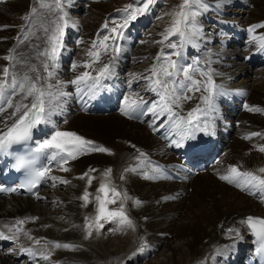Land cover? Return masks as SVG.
<instances>
[{
	"label": "bare ground",
	"instance_id": "bare-ground-1",
	"mask_svg": "<svg viewBox=\"0 0 264 264\" xmlns=\"http://www.w3.org/2000/svg\"><path fill=\"white\" fill-rule=\"evenodd\" d=\"M168 1L166 6V4L163 5L161 0L152 14L139 18L132 24L138 25L127 30V40L122 42L125 51L120 54L116 61L113 76V78L118 79L123 77L122 84H124V88L117 90L111 80H106L107 87L95 96L97 98L99 95L110 94L116 101L98 99L94 105L87 104L86 107L91 109V114V112L82 110V105L76 106L73 96L66 105V113L54 117L62 130L75 131L97 144L108 147L110 150L112 148L115 154L111 155L112 157L108 156V153L82 155L76 161L69 162L67 166L69 171L66 173L61 171L60 168L57 169V167L51 175L67 179L70 183H57L53 187V182L50 180V186L40 190L36 198L29 195H0V226L4 223L14 222L15 218L37 217L38 219L35 221L27 220L23 227L33 237L43 238L40 245H35L33 241L28 240L23 235L19 237L15 244H2V247L5 248H0V264H97L96 261L98 262L99 259L100 263L106 264L107 260L111 261L110 258L114 252L109 250L106 247L107 244L101 241L100 238L124 230L112 231L115 226H109L105 223V230L102 229L105 232L100 231V233L94 234L88 239L84 238V232L82 231L85 223L84 218L86 216L94 218L95 196L102 195L97 192V188L99 183L105 180L103 173L108 167L99 164L113 165L112 184L122 193L125 192V189L128 190L127 193H131L134 199H139L142 202L139 206H133L131 201L126 202L128 214L134 221L136 228L134 231L129 230V237L120 241L122 245L115 250L116 253L125 249H128L125 252L127 255L135 252L138 248V240L144 236L149 241V248L146 251H150L154 247L152 243L156 245L164 242L169 246V250L172 251L171 256L168 262L163 264H198L199 261H195L203 256L206 250H208L209 256L207 262L210 261L212 256L210 263L206 264H233V261L240 264L241 261H245L244 257L246 253H250L249 249H252V246L248 238V228L241 221L247 216L257 213L264 216V202L257 196L249 195L239 188H234L226 181L219 179V175L223 174L225 168L230 164H240L247 169H257L264 166V153H261L255 147V145L264 143V138L252 137L248 141H244V136L250 132L264 133V112L248 111L246 108L244 110L245 104L250 107L264 108V67L262 73H254V75L261 74L259 75L261 81L256 85L250 83V76L246 75L249 63L259 66L260 58H257L259 50H257V45L254 42H250V34L247 29L250 25L264 24V0H248L247 3L250 6L244 0H207L210 7L207 12L199 17L200 25L204 18L209 21L212 17H217L225 22L223 26L229 28V30L226 31V29L216 25L215 28L219 33L204 35V39L199 42V47L189 45L184 49L183 62L185 63H193L196 58L201 59L200 56L205 54L200 60L202 63L210 55L212 61L210 67L214 70L213 79L215 84L228 91V95L221 96L220 101L217 100L219 96L215 99L218 115L214 120L212 134L199 131L195 133L197 139L201 137H206L208 141L211 138L216 139L217 142L211 143L210 147L213 148V151L218 149L219 152L216 155L219 158L218 163L215 165V163L210 162L212 154L201 157V152L198 149L189 150L185 141H191L190 139L184 140L179 146V150H183L185 147L187 153L198 154L195 157L198 165H206L204 169H199L196 175H184L182 170L184 166H189V162L192 163L191 159L180 161L177 158V152H170L171 148L178 146L171 143L177 137L175 134L168 135V126L160 127L158 125L156 133V130L154 131V128L150 126V124L153 125V118L150 114L143 116L136 122L128 120L119 113L120 101L130 91L129 81L132 79V74L144 73V70L148 68L145 60L140 65L134 66V64L146 57L152 58L149 63L147 61L149 65L152 63L160 47L153 41L160 39L159 33L163 30L167 21L164 22V25L161 23L162 26L156 25L158 24L156 23L155 25L152 24L150 29L146 27V32L142 31L140 25H149L152 17L160 16L163 12L169 10L170 5L178 3V0ZM127 2L129 0H70L69 3L65 4L66 11L69 10L72 4L79 5L74 8L84 10L86 18L84 17L83 20L75 15L74 21L71 20L73 26L68 27L66 30L65 48L59 61V68L56 70L55 79L67 81L73 78L72 62L83 58V51L87 47V42L95 37L101 26L100 23H103L106 17L114 16V10L122 7ZM237 2L240 3L237 5L241 8L237 10L236 14L229 7ZM86 3L90 6L88 9L85 8ZM217 5L219 6L217 7ZM33 6H37L35 0H0V68L9 63L3 57L8 55V50L18 43L16 38L21 29L15 34L14 26L18 24L20 17L26 16ZM158 7L162 10L157 9ZM216 8H221L224 13L216 12ZM24 24L25 22L22 25ZM4 25L8 27H3ZM80 25L83 27L82 36ZM33 26L34 29L38 27V21H33ZM262 33H264V27L256 28L252 35ZM129 34H136L138 38ZM203 34L206 33L203 32ZM141 38L146 43L140 44ZM77 40H82L85 43L77 47L78 55L74 57ZM215 40L224 45L227 42L233 44L232 47H228L232 49L226 48L227 50H224L217 45L209 46ZM32 43H39V41L33 38ZM131 44L134 45V49L136 47L135 52L130 50ZM235 45L242 48V53ZM209 49L211 54H209ZM17 51L32 52L31 49H26L24 45H20ZM236 52L239 56H242L243 61L247 64L240 62V65H236V68L229 69L228 74H222L221 76L218 68L226 71L227 69L221 67L223 61L230 63L228 57H234L237 55ZM33 62H36L35 59H33ZM262 64L264 63H260V65ZM236 72L237 74H245V78H240L236 84L228 85V79L236 77ZM217 79L222 80V82ZM142 82H133L131 90L141 92V95L145 96L146 99H155L153 93H146L140 89L143 88ZM136 83L142 84V86H136ZM73 88L72 85H65L63 90L73 92ZM199 95L200 93L194 94L193 99L184 104L185 114L188 109L195 107L197 103H201L198 100ZM241 99L244 104L240 103ZM233 115H235L236 127L233 128L232 135L230 134L227 138V130L231 128L229 120ZM65 119H67V123L64 122ZM164 119L166 117H163L162 123ZM145 121H148V126ZM223 125L226 127L224 128ZM46 127L50 130L48 126ZM45 134H47L46 131L40 129L34 133L35 140L43 139ZM164 137L167 140H164ZM223 140L227 141L223 142ZM247 150H250V152H247ZM207 151V149H203L202 153ZM140 152H143L145 156L137 159ZM147 156L159 163L158 167L162 172L157 178L146 179L142 175V171H149L151 174V169L147 167L140 166L136 172H124L127 167L139 165V162ZM91 164L90 168L96 169L95 172H88L90 168L87 166ZM96 165L99 167H95ZM196 168L197 165L191 167L192 170H198ZM85 172L95 177L91 185L87 184L86 178L79 179ZM121 174H124L125 180H120ZM177 176H182V178L172 179V177L176 178ZM123 185L125 188H123ZM189 186L193 188L191 191L188 190ZM86 187L90 193L89 199L92 203L83 207V201L78 197L82 195ZM164 197L169 198L164 199ZM173 214H176L177 217H172ZM177 218L178 223H175ZM228 228H235L237 232L223 236ZM166 234L168 236L172 235L170 238L172 241L173 239L182 241L183 245L171 248L170 239H166L167 241L164 239L167 237ZM46 241L71 243L80 245V247L75 250L54 249L51 244L46 245ZM222 243L224 244L221 245ZM21 246L36 247L45 252L50 251L52 253L51 258L47 261L40 259L38 256L30 258L27 253L19 251ZM200 247H205V249L200 250ZM9 249L12 251H9ZM198 252L200 254L197 255Z\"/></svg>",
	"mask_w": 264,
	"mask_h": 264
},
{
	"label": "snow or ice",
	"instance_id": "snow-or-ice-1",
	"mask_svg": "<svg viewBox=\"0 0 264 264\" xmlns=\"http://www.w3.org/2000/svg\"><path fill=\"white\" fill-rule=\"evenodd\" d=\"M69 2L70 0H36L37 6L31 7L23 18L25 24L20 26L21 32L16 38L17 45L10 48L9 54L3 57L9 63L0 68V155L11 157L14 160L12 167L23 171L24 180L18 188H24L29 193L48 180L53 182V187L57 183H70L67 179L51 175L52 165L68 172L66 165L82 155L111 154L108 147L97 144L75 131L62 130L54 116L66 113V105L73 96L86 107L87 99L95 98L107 87L105 81L114 76L116 61L125 51L122 42L127 40V30L139 18L152 14L161 0H129L122 7L115 9V15L106 17L95 37L87 42L83 58L72 62L73 78L62 81L55 77L65 48L66 29L73 26L65 10V4ZM209 7L207 0H178V3L169 6V10L156 17L157 20L168 18L159 33L160 39L153 41L160 46L159 50L144 73L132 74L129 81L130 91L120 101L119 111L129 119H139L150 114L154 124L161 117H166L160 127H169L168 135L175 134L177 137L171 143L178 147L186 139L194 140L198 131L212 134L214 120L218 115L215 99L228 95L226 89L215 84L210 55L202 63L199 58L193 63L183 62L185 47H199L200 40L204 39L199 17L207 12ZM33 21H38V27L35 29ZM260 27H264V24L250 25L247 31L250 34V42L257 45V50L264 51V33L252 35L255 29ZM33 38L39 43H32ZM76 43L79 46L85 42L77 40ZM20 45L31 49L32 52L17 51ZM136 81H143L142 91L153 93L156 98L149 100L141 95V92L132 91V83ZM65 85L74 86V92L64 91ZM196 93H200L198 100L201 103H197L184 114V104L191 101ZM244 107L248 111L264 112V108L250 107L248 104ZM64 122L67 123V119ZM42 125L48 126L50 132L45 134L43 139L34 140V131ZM252 137L264 138V133L250 132L244 139ZM17 146L22 150L14 151ZM255 147L264 153V143ZM144 156L145 154L140 152L137 159ZM139 167L140 165L127 167L124 172H136ZM95 171L94 168L88 170ZM88 172L83 173L79 179L86 178L87 184L91 185L95 177L90 176ZM161 172L158 166H153L151 174L149 171H142V175L146 179H155ZM111 175L112 169H106L103 173L105 180L100 182L97 188V192L102 195L95 196L94 218H84L82 231L85 239L100 233L105 223L117 225L112 231H134L136 228L128 214L126 202L131 201L133 206H139L142 202L133 199L126 191L122 193L118 190L112 184ZM124 179L121 174L120 180ZM219 179L249 195L257 196L264 202V166L247 169L240 164H230L224 173L219 175ZM18 188H0V191L16 192ZM89 197L90 193L86 187L78 197L83 201V207L92 203ZM117 204L118 207H109ZM29 219L35 221L38 218H15L14 223L5 225L11 235L0 231V239L15 241L23 235L35 245H40L43 238L33 237L23 227ZM241 222L254 237L256 255L264 258V217L247 216ZM236 232L235 228L225 230L226 235ZM47 244H51L54 249L75 250L80 247L55 241H46ZM148 247L142 240L132 255L144 253ZM19 251L27 253L30 258L38 256L45 261L52 255L50 251L45 252L36 247L21 246Z\"/></svg>",
	"mask_w": 264,
	"mask_h": 264
},
{
	"label": "rangeland",
	"instance_id": "rangeland-1",
	"mask_svg": "<svg viewBox=\"0 0 264 264\" xmlns=\"http://www.w3.org/2000/svg\"><path fill=\"white\" fill-rule=\"evenodd\" d=\"M34 1V0H33ZM36 1V0H35ZM79 1V0H78ZM245 1V3H247L248 2V0H244ZM101 2V1H100ZM103 2V1H102ZM169 1L168 0H162V3H163V5H165L166 4V6H167V3H168ZM241 2V1H240ZM90 3H92V1H90ZM237 4H240L239 2H237L236 4L234 3V5H231L229 8L231 9H233V11L237 14V10H239V8H241L240 6H238ZM248 5H249V3H247ZM124 5V4H123ZM163 5H161V6H163ZM77 6H79V5H75V4H72L71 6H70V8H69V10L67 11L68 12V15H69V17H70V20H73L74 21V16L75 15H78L79 16V18L80 19H83L84 20V17L86 18V12L84 11V10H77L76 8H74V7H77ZM161 6H159V7H161ZM250 6V5H249ZM72 7H73V9H72ZM90 6L86 3V5H85V8L86 9H88ZM157 8V9H161V8ZM164 7V6H163ZM248 8H251V7H248ZM163 9V8H162ZM161 9V10H162ZM159 10H158V12H159ZM155 14H157V13H155ZM159 15H160V13H159ZM158 15H156V17H157ZM25 17V15L24 16H21L20 17V21L18 22V24H16L15 26H14V33L16 34L17 32H19V29H21V25L25 22L24 21V18ZM156 17H152V20L150 21V24L148 25H146L144 28H142V31L143 32H146L147 31V28H149L150 29V27H152V24H156V23H158V24H156V25H160V26H162V24L161 23H163V25H164V22H166L167 20H168V18L167 17H165V19L164 20H157L156 19ZM236 17H237V15H236ZM105 18V17H104ZM203 21H201V26H202V31L204 32V33H206V34H204V35H206V36H208L210 33H216L215 32V30H216V28L215 27H213V25L211 24V22H209L208 21V19H202ZM104 21V20H103ZM103 21H101V22H103ZM79 22V21H78ZM73 24V23H72ZM77 24V23H76ZM79 24V23H78ZM100 24H102V23H100ZM99 24V25H100ZM81 26V25H80ZM147 27V28H146ZM165 27V26H164ZM82 26H81V30H80V34H81V36H82ZM146 28V29H145ZM146 30V31H145ZM208 31V32H207ZM144 36H145V34H144ZM143 36V37H144ZM216 36V35H215ZM142 37V38H143ZM217 37V36H216ZM136 38H138V37H136ZM142 38H141V41H140V44L142 43ZM143 43H146L145 41H143ZM139 45V44H138ZM215 45H217V46H219L220 48L222 47V49H224V50H227L226 48H228V47H232V45L233 44H230L229 42H227V44H222V43H218L217 42V40H215V42H213L212 43V45L210 44L209 46H215ZM133 44H131V51L133 50V52H135L136 51V47H135V49L133 48ZM236 46V45H235ZM77 47H78V45H77V43H76V45H75V56L74 57H77V55H78V52H77ZM237 47V46H236ZM133 48V49H132ZM214 48H216V49H218L217 47H214ZM238 48V50L240 51V53H242V48H239V47H237ZM229 50H231L232 48H228ZM131 51H130V54H131ZM229 52V51H228ZM227 52V53H228ZM236 54H237V52H236ZM205 56V54L204 55H202V56H200L201 57V59H202V57H204ZM199 58V57H198ZM148 59V60H147ZM200 59V60H201ZM228 59L232 62H230V63H227V62H224L223 61V65L221 66L222 68L224 67V69H227L226 71H223V69L221 70L220 68H218V70H219V74L222 76V74H225L226 75V73H227V71L229 70V69H232V68H236V65H240V62H244L243 61V59H242V56L240 55H235L234 57H228ZM144 60L146 61V65H148L147 67H149V62L152 60V58H148V57H146L145 59H141V60H139L138 62H136L135 64H134V66H136V65H140V64H142L143 62H144ZM147 61H148V63H147ZM244 63H246V62H244ZM264 63V62H263ZM247 64V63H246ZM256 65V66H255ZM250 64L249 63V67H248V72H247V74L246 75H249L250 76V83H253L254 85H256V83H259L260 81H261V79H260V76L259 75H261V74H259V75H254V73H258V72H260V73H262L263 72V67H264V64H262V65H260V63H258V65L259 66H257V64ZM235 66V67H234ZM251 66V67H250ZM262 69H261V68ZM262 71V72H261ZM123 74V73H122ZM228 74V73H227ZM242 79V78H245V74H237V72H236V77H230L229 79H228V85H230V84H236L237 82H239V79ZM223 79H225V77H223ZM249 79V78H248ZM217 80H219V79H217ZM220 82H222V80H219ZM142 84H143V82H142ZM142 84H138V83H136V86H142ZM231 86V85H230ZM143 87V86H142ZM235 87V86H234ZM140 89H142V88H140ZM244 110H245V107H244ZM103 115H105V114H103ZM234 116L235 115H233L231 118H230V120H229V122L231 123V128L230 129H228L227 131H228V137L227 138H229V136H230V134H231V132H232V130H233V128L234 127H236V125H235V119H234ZM129 120V119H128ZM226 127V126H225ZM224 127V128H225ZM232 135V134H231ZM226 138V139H227ZM242 138V137H241ZM240 139V138H239ZM243 139V138H242ZM228 140V139H227ZM227 140H223V142H225V141H227ZM249 139H244V141H248ZM111 148V147H110ZM111 150H112V153L111 154H108V156H110V157H112L111 155H113V154H115V151L111 148ZM252 151V150H251ZM247 152H250V150H247ZM94 156V155H93ZM215 158H218L217 156L215 157ZM218 160H219V158H218ZM76 161V160H75ZM212 163H215V165L218 163V161L216 160V159H214L213 161H212ZM72 164V163H71ZM70 164V165H71ZM69 165V163L66 165V167ZM99 165H101V166H107L108 168H111L112 169V167H113V165H110V164H99ZM92 166V164L91 165H88L87 167L88 168H90ZM95 167H99V166H95ZM57 169H59V167L57 168ZM211 170V169H210ZM54 171V170H53ZM54 172H52V174H53ZM66 173V172H65ZM211 173H212V170H211ZM197 174V172H195L193 175H196ZM124 175V174H123ZM126 179V178H125ZM124 179V180H125ZM122 181V180H121ZM49 187V186H48ZM190 187V186H189ZM123 188H125L124 187V185H123ZM190 189V191L193 189L192 187H190V188H188V190ZM124 191H126V192H128V190H124ZM132 198H133V195L131 194V193H128ZM134 199V198H133ZM118 203H119V201H118ZM109 207H118V204L117 205H109ZM177 217V215L176 214H173L172 215V217ZM175 223H178V218L176 219V221H175ZM107 225H109V226H115V228H116V224L115 223H107ZM105 227V226H104ZM103 230H105V228H103ZM101 231H102V229H101ZM102 232H105V231H102ZM129 230H124L123 232H114V233H111V234H108L107 235V237H102V238H100L101 239V241H104L106 244H107V248L109 249V250H112V252H114V254L112 255V257L110 258L111 259V261L110 260H107L106 262L108 263V264H163V263H166V262H168V259H169V257L171 256V250H169V246H167V244L166 243H164V242H160V243H158V244H156V245H153V243H152V246H154V247H152L151 249H150V251H145L144 253H137L136 255H132V253L133 252H131L129 255H127L125 252L126 251H128V249H125L124 251H121V252H115V250H117V248L119 247V246H121L122 245V243L120 242L121 240H124V239H126V238H128L129 237ZM167 235V237L166 238H164L165 240L167 239H170L171 238V236L172 235H169L168 236V234H166ZM225 235V233H223V236ZM127 236V237H126ZM118 237V238H117ZM124 237V238H123ZM148 238H146V237H144V236H142L139 240H138V244H137V247H139L140 246V244H141V241L143 240L144 242H146L148 245H149V241L147 240ZM166 240V241H167ZM170 241H171V243H170V247L171 248H176V247H180V246H182L183 245V242L182 241H175L174 239H173V241L170 239ZM118 242V243H117ZM135 242V241H134ZM224 243H222L221 245H223ZM2 246H0V248H1ZM5 248V247H4ZM3 247H2V249H4ZM149 248V247H148ZM147 248V249H148ZM146 249V250H147ZM203 249H205V247H200V250H203ZM152 250H153V252H152ZM126 255H125V254ZM198 254H200V252H198L197 253V255ZM125 255V256H124ZM178 257V256H177ZM208 250H206V252H205V254H203V256H200V258L199 257H197V258H199L198 260H196L195 262H197V261H199V263L198 264H200V263H210V261H211V258H212V256L210 257V261L209 262H207V259H208ZM141 258V259H140ZM164 260V261H163ZM100 261V259L98 260V262L96 261V263L97 264H102V262L100 263L99 262ZM106 263V264H107ZM105 264V263H104Z\"/></svg>",
	"mask_w": 264,
	"mask_h": 264
}]
</instances>
